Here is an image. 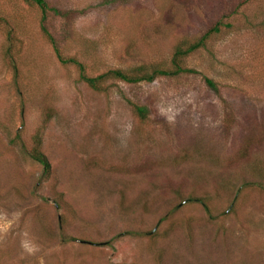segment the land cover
<instances>
[{"label": "rangeland", "instance_id": "rangeland-1", "mask_svg": "<svg viewBox=\"0 0 264 264\" xmlns=\"http://www.w3.org/2000/svg\"><path fill=\"white\" fill-rule=\"evenodd\" d=\"M48 2L92 76L170 68L224 26L183 59L197 73L98 92L38 8L0 0V264H264V0ZM37 133L48 177L24 152Z\"/></svg>", "mask_w": 264, "mask_h": 264}, {"label": "trees", "instance_id": "trees-1", "mask_svg": "<svg viewBox=\"0 0 264 264\" xmlns=\"http://www.w3.org/2000/svg\"><path fill=\"white\" fill-rule=\"evenodd\" d=\"M22 1L28 4L29 6L36 7L40 10L41 19H42V31L46 35L51 45L54 47L59 62L63 65L76 66L79 71L80 81L87 84L92 90L98 92L105 91L106 87L104 84L111 79L123 81L128 84H139L142 82L152 83L159 77H174V76H179L181 74L197 73L193 69L185 68L182 64L183 59L189 56L190 54L198 51L199 49L206 48L208 37H210V35L213 33H219L221 31L222 26H224V23L219 22L214 27H212L208 32H206L203 36L194 39L193 41L186 39L183 41V43H180L175 48V51L172 55L170 68H164L160 65H150V66L139 65L129 70L110 69L104 73L96 74L92 76L88 73V69L86 65H84L82 62L78 61L74 57H65L62 54L58 42L56 41L55 37L50 33L48 27L46 26V22L50 15L54 14L58 16L62 15V17H67L69 16L68 13H62V10H60L56 6L51 5L50 2H48V0H22ZM121 1H126V0H105V3L115 4ZM6 23L7 20L3 16H0V26L5 25ZM227 26L230 27V25ZM10 35H11V31L8 30V36ZM7 38L8 41H13L12 36ZM12 46L14 45H12L11 43L10 46L7 47V52H9L8 49H12ZM205 81L207 85H209L210 87L216 88L214 81H212L211 79L206 78ZM130 104L134 113L138 116L139 119L146 120L148 118V109L145 106L131 102ZM51 116L52 115H49V117ZM24 152L28 154L29 157L34 162L38 163L42 167L44 175L48 177V175L51 173V163L48 160L46 154L42 151V138L39 133H37L32 138L31 147L28 150L24 149ZM196 201H198V199H196ZM201 203L208 211V207L206 203L204 201H201Z\"/></svg>", "mask_w": 264, "mask_h": 264}]
</instances>
